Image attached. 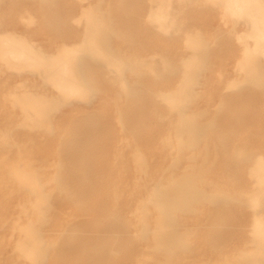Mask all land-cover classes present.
Listing matches in <instances>:
<instances>
[{
  "label": "rangeland",
  "instance_id": "374dc122",
  "mask_svg": "<svg viewBox=\"0 0 264 264\" xmlns=\"http://www.w3.org/2000/svg\"><path fill=\"white\" fill-rule=\"evenodd\" d=\"M159 8L168 14L163 23L152 18ZM51 9L52 15L53 10H57L58 15L63 16L61 24H50ZM102 20L109 22V48L115 53L122 51L126 62L130 63L117 70L111 64L97 66L83 60L84 63L79 65L80 71L88 80V87H92L83 94L66 95L61 92L40 64L18 67L0 56V264H32L19 253L17 243L21 238V225L32 212L28 201L34 200L36 193L20 184L14 176L16 169L35 172L36 185L50 197L48 223L41 232L45 242H52V246L59 248H66L62 243L67 242L69 236L80 243L86 238L83 236H104L101 225L88 231L85 228L87 224H84L89 218L96 219L97 225L103 220L99 206H74L69 194L81 187L94 195L115 192L126 205L131 206L130 192L142 191L145 184L154 182L149 181V173L159 157L151 148L149 129L159 124V132L171 137L170 119L174 117L166 113L158 95L177 87L178 74H165L153 80L150 65L160 69L164 64L180 67L182 58L193 52L186 45V38L194 35H198L206 45L203 51H197L205 60L198 70L197 81L191 85L190 99L184 110L195 119L191 126L207 122L208 128L193 147L185 150L188 158L186 161L182 158L178 170H190L188 164L200 168L203 174H200L199 185L208 190L234 194L235 199L228 202L235 205L227 203L216 209L205 200H199L194 203L196 213L179 216L180 228L190 233L193 251L183 256L178 264H245L241 260L242 253L255 247L251 243L253 214L240 203L242 198L254 192L248 167L254 164L256 154L264 157V83L260 86L245 83L247 71L240 70L237 63L243 54V43L232 32L223 2L0 0V37L5 33L23 37L40 55L57 53L61 50L62 41L74 43L75 56L84 55L86 36L94 29V22ZM243 37L253 46V37ZM253 64L255 76L264 81V62ZM133 68L143 69L145 73L135 76ZM135 81L138 100L132 97L134 93L130 90ZM28 93L50 103L44 123L37 122L22 108L21 98ZM139 102H142L141 114L136 113L138 107H131ZM199 111L203 114L196 115ZM152 112H161L163 121L158 123L157 118L151 116ZM134 119H139L145 128L139 123L133 126ZM88 130L94 132L95 137L80 149L70 148V140L75 138L82 143L90 135ZM226 144L229 148L237 146L244 149L246 154L252 155L251 158L246 156L237 162L239 168L234 170L236 165L228 163L231 159L221 151ZM139 149L145 152L149 162L148 169L142 174L135 168L132 156ZM172 153L174 151L166 147L160 153L163 154L160 159L165 158L164 163L168 164ZM90 164L95 170L94 176L90 172L78 173L75 174L76 179L63 180L64 188L59 187L57 175L66 171V168L65 171L61 168L85 169ZM103 165L105 172H98ZM136 184L139 185L137 188ZM257 213L264 220L263 201ZM127 215L133 220L130 211ZM216 225L225 231L218 249L205 243V239L213 235ZM85 242L88 243L89 239ZM142 248L150 250L147 245ZM63 250L61 255L65 264H73L72 251L69 248ZM94 254L98 256L96 262H100L101 251L96 249ZM137 257L126 259L125 264L135 259L144 264H154L146 255ZM260 262L264 264V256ZM52 264L64 263L52 252Z\"/></svg>",
  "mask_w": 264,
  "mask_h": 264
},
{
  "label": "bare ground",
  "instance_id": "6f19581e",
  "mask_svg": "<svg viewBox=\"0 0 264 264\" xmlns=\"http://www.w3.org/2000/svg\"><path fill=\"white\" fill-rule=\"evenodd\" d=\"M221 1L228 13V20L231 22V28L233 29L232 32L237 36V40L243 43V54L237 63H239L240 70L242 68L247 71L245 83L260 86L264 81L255 76V65L253 63L264 62V0ZM153 15L152 18L159 23H163L168 18V14L162 8H159ZM241 18H245L244 21H240ZM62 19L63 16L58 15L57 10H53L52 15L51 9L49 21L51 25L61 24ZM108 23L107 20H102L99 23L94 22V29H91L86 36L87 42L83 48L84 55L82 56L74 55V43L68 44L64 41L61 43V50L57 53L40 55L31 42L12 33H5L0 37V56L7 63L18 65V67L19 65L28 67L29 64L30 66L40 64L44 67L48 78L61 92L66 95L73 93L80 95L84 91L87 92L92 89V87L87 85L88 80L82 76L80 63L87 61L88 63H95L97 66L111 64L117 70L125 68V63H130L126 62L122 51L119 53L116 51L115 53L109 48ZM60 35L65 38L64 33ZM243 35L254 38L253 46ZM185 43L193 52H190L191 55L182 58L180 67L164 64L162 69H160L155 65H150L153 80L165 74L168 76L178 74L177 87L166 94L158 95L160 102L165 106L166 113L174 117L170 119L172 122L171 137L170 134L165 135L159 132L161 129L159 124H154L149 129L150 134L148 137L150 145H152L151 148L156 150L159 157L152 164L154 166L153 171H156L149 173V181L154 180V182L145 184L142 191L137 189L130 192L131 206L126 205L123 202L125 200L115 192L108 193L106 191L94 195L91 191H85L81 187L80 190L69 194L70 202L74 206L80 207L79 205L83 204L86 208L99 206L103 220L98 221L99 224L97 225L96 219L89 218L84 224H87L85 228L88 231L94 230L101 225L104 236H83L86 238L81 243L71 239V236H69L68 241L62 243L63 245L65 244L66 248L54 247L52 242H45L41 229L48 223L51 208L49 205L50 197L47 193L40 191L41 186L36 185L37 174L35 172H29L21 168L15 170L14 176L20 184L30 187L31 193H36L34 200L30 199L28 201L32 212H30V218L21 225V238L17 243L19 253L32 264H52V252L54 257L61 259L65 264V260L62 257L63 249L67 250L68 248L74 255L73 264H125L126 259L138 258V255H146L154 264H178L183 256L189 255L193 251L192 243L189 240L190 233L180 228L179 216L188 212L196 213L197 209L194 203L199 200H205L216 209L227 203L234 204L233 202H228L235 199L234 194H227L224 190H208L199 185L200 174H203L200 168L188 164L191 168L190 170H178L182 165V158L184 161L188 158V155H185V150L193 147L201 133L208 128L206 126L207 122H198L197 126H191L195 119L191 116V113L188 114L184 110L190 99L191 85L197 81L198 70L202 68V63L205 60V57L203 55L200 56L197 51H203L206 45L198 35L188 36ZM230 52L233 53L232 50ZM132 73L135 76H143L145 71L143 69L142 71L134 69ZM136 83L135 81L130 90L134 93L132 97L138 100L140 98L137 94V88H135ZM140 96H144L143 92H141ZM49 105L50 103L44 101L43 98L33 94L28 93L21 98L22 108L39 123L46 121ZM131 107H138L136 113L141 114L142 102L134 103ZM160 113H151L152 117L157 118L156 121L158 120V123L164 119ZM201 114H203V111H199L196 115ZM129 121L132 122V119H129ZM138 121L140 120L134 119L133 123L135 125H132L142 124L145 128V124ZM88 123L89 121L85 123L86 126H88ZM87 132L90 135L82 143L75 138L71 139L70 148L73 150L80 149L85 142L95 137L94 132L90 130ZM140 147L142 146L140 145ZM166 147L174 151L169 158L168 164L164 163L165 158L164 160L160 159L163 155L160 153H163ZM221 151L223 155L231 159L228 163L233 165H236L237 162L246 156L248 159L252 156L250 153L246 154V151L242 148L237 146L229 148L227 144L221 147ZM132 156L137 171L141 174L145 172L149 163L145 152L139 149ZM255 156L254 164L248 167V175L253 178L254 192L251 196L242 198L240 203L241 206L253 214L251 243L255 244V247L252 251L242 253L241 260L245 264H262L260 260L264 256V220L257 213L258 207H260L262 201L264 202V157L260 154ZM102 164H105V162L102 161ZM104 167L105 165L100 167L98 172H105ZM60 168L61 166L58 169ZM238 168V165L234 166V170ZM61 170H64L65 173L57 175L60 188H64L66 185L63 180L71 177L76 179L78 173L81 175V173L90 172L91 176H94L93 173H95L91 164L85 169H68L65 166ZM212 172L214 173L213 170ZM83 186L86 188V183ZM138 186L136 184L135 188ZM111 199L112 201H110ZM128 211L133 215V220L128 217ZM217 225L213 227V235L205 239V243L210 244L212 247L216 246L218 249L217 246H220L225 231ZM131 232H134V234L131 235ZM86 239H89L88 243L85 242ZM143 245L150 247V250L145 251L142 248ZM96 249L101 251V254H99V257H101L100 262H96L98 257L94 254ZM67 264L69 263L67 262ZM130 264L144 263L135 259V261L131 260Z\"/></svg>",
  "mask_w": 264,
  "mask_h": 264
}]
</instances>
